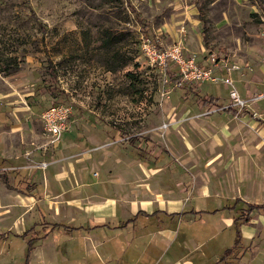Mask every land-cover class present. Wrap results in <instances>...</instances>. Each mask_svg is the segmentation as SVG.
Here are the masks:
<instances>
[{"label": "rangeland", "instance_id": "obj_1", "mask_svg": "<svg viewBox=\"0 0 264 264\" xmlns=\"http://www.w3.org/2000/svg\"><path fill=\"white\" fill-rule=\"evenodd\" d=\"M263 28L264 0H0V264H225L244 204L169 214L264 205ZM137 211L158 213L122 227ZM240 230L230 264H264V215Z\"/></svg>", "mask_w": 264, "mask_h": 264}, {"label": "built area", "instance_id": "obj_2", "mask_svg": "<svg viewBox=\"0 0 264 264\" xmlns=\"http://www.w3.org/2000/svg\"><path fill=\"white\" fill-rule=\"evenodd\" d=\"M261 38L264 47V28L261 31ZM143 52L149 56L153 61L161 62L164 66L168 62H175L179 65L181 74L180 78L182 82L186 83H198L200 81L212 80V75L209 70L201 69L196 67L190 61H185L181 57L180 49H175L171 52L160 53L149 39L143 41ZM231 98V108L238 111L245 110L247 108V103L241 98V96L232 91L230 94ZM71 110L68 106L64 104L53 105L47 108L41 114V119L45 125L46 131L54 139H60L68 130L69 118Z\"/></svg>", "mask_w": 264, "mask_h": 264}, {"label": "trees", "instance_id": "obj_3", "mask_svg": "<svg viewBox=\"0 0 264 264\" xmlns=\"http://www.w3.org/2000/svg\"><path fill=\"white\" fill-rule=\"evenodd\" d=\"M123 66H125V64H122V65H121V67H123ZM113 70H115V69H113ZM217 101H218V99H216V98L213 97V96H210V97H208V98L203 99V104H204L205 106H206V105H209V104L212 105V104L217 103ZM225 112H226L227 114H229V115H232L233 117L240 116L241 114H242V116L248 114V113H246L247 111H243V110H242V112H241V111H238V110H236V109H234V108H231V107L228 108V109H226ZM139 142H140V141H139L138 138H133V139L131 140L130 144H131L134 148H136L138 151H141V150H142V146L140 145ZM2 178H4V180H7L6 177H5L4 175L2 176ZM240 203H243V204L245 205V207L241 209V213H242L241 217H239V218L236 219V221H235V224H237V223L239 222L238 225H237L238 239L235 241V243H234V245H233L232 248H230V249H228V250L225 251V253H224V255H223V258H222V261H223L225 264H230V262H229V258H230L231 256L234 255L236 249H237V248L240 246V244H241V240H242V235H241V230H240L241 227H242L243 225H247V224H249V223L251 222L252 216H253L254 214H257V213H263V214H264V205L261 206V205L247 204V203H244L242 200L238 199V200H236V202H235V204H234L233 207L226 206V207H224V208H222V209H217V210H215V211H213V212H206V211H197V212H196V211H190V212H184V213L182 212V213H180V214L171 215L170 217H171V218H176V217H179V216L184 215L185 213H186V214H189V215H198V216H200V214L203 215L204 213H210V214L229 213V212H231L232 210H234V209L238 206V204H240ZM140 215H141V214H140ZM142 215H146V214H142ZM138 216H139V215H137V216H135L133 219L127 221V222L124 224V226L130 224L131 222H134V221H135V218H138ZM148 216H149V215H148ZM64 230H65L66 232H73V231H74V229H70V228H67V227H65ZM27 235H28V233L24 234V236H27ZM19 237H20V236H19ZM30 242H31V241H30ZM31 245H32V244H31Z\"/></svg>", "mask_w": 264, "mask_h": 264}, {"label": "crops", "instance_id": "obj_4", "mask_svg": "<svg viewBox=\"0 0 264 264\" xmlns=\"http://www.w3.org/2000/svg\"><path fill=\"white\" fill-rule=\"evenodd\" d=\"M230 116H232V115H230ZM243 116H245V115H243ZM233 117V116H232ZM260 123H262L263 125H264V123L262 122V121H259ZM5 176V175H4ZM6 177V176H5ZM6 179H7V177H6ZM238 199H240V198H238ZM238 199H236V200H238ZM240 200H242V199H240ZM243 201V200H242ZM236 202V201H235ZM244 202V201H243ZM244 203H246V202H244ZM235 204V203H234ZM243 204V203H242ZM247 204H251V203H247ZM239 205V204H238ZM252 205H260V204H252ZM234 206V205H233ZM233 206H230V207H233ZM245 206V205H244ZM261 206H263V205H261ZM226 207V206H225ZM222 208H224V207H222ZM222 208H220V209H222ZM215 210H217V209H215ZM233 211V210H232ZM231 211V212H232ZM197 212V211H196ZM231 212H229V213H219V214H223V215H230L231 214ZM158 212H154L153 214H157ZM180 213H182V212H177V213H171V214H169V216H171V215H176V214H180ZM140 214H146V215H153V214H150V213H148V211H137L136 212V214L134 215V217L135 216H137V215H140ZM257 214H262V215H264L263 213H257ZM133 217V218H134ZM132 218V219H133ZM131 220V219H130ZM129 221V220H128ZM127 222V221H126ZM125 222V223H126ZM124 223V224H125ZM131 223H133V222H131ZM130 223V224H131ZM250 224V223H249ZM249 224H247V225H249ZM129 225V224H128ZM128 225H126V226H128ZM126 226H122V227H126ZM65 228V226H61V225H53L52 226V228H51V232H55V231H59V230H61V229H64ZM67 228H70V229H74V231L73 232H67L68 234H74V233H76V232H80L81 230H83L82 229V227H79V228H74V227H67ZM96 228H103V226H101V227H96ZM115 229H119L118 227H115ZM86 230H88V229H86ZM28 231H26L25 233H27ZM25 233H23V234H25ZM34 239V241L35 240H37V238H33ZM242 239H243V236H242ZM232 248V247H231ZM228 250V249H227ZM225 253V252H224Z\"/></svg>", "mask_w": 264, "mask_h": 264}]
</instances>
